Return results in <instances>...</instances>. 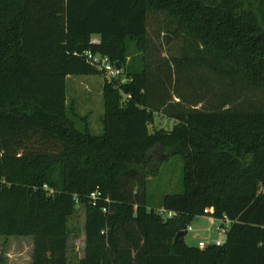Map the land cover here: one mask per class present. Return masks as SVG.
Listing matches in <instances>:
<instances>
[{"label":"trees","instance_id":"trees-1","mask_svg":"<svg viewBox=\"0 0 264 264\" xmlns=\"http://www.w3.org/2000/svg\"><path fill=\"white\" fill-rule=\"evenodd\" d=\"M152 14L185 41L153 72ZM71 75L104 76L101 135L66 105ZM261 89L264 0H0V236L32 238V264H68L67 224L82 205L79 264H264ZM159 114L170 130H150ZM170 155L183 191L163 197V218L146 174ZM205 216L229 222L222 245L174 241Z\"/></svg>","mask_w":264,"mask_h":264},{"label":"rangeland","instance_id":"rangeland-1","mask_svg":"<svg viewBox=\"0 0 264 264\" xmlns=\"http://www.w3.org/2000/svg\"><path fill=\"white\" fill-rule=\"evenodd\" d=\"M175 25L168 23L163 15L152 14L148 20V37L150 49L145 60L153 72L157 64L165 65V60L180 57L185 47L184 37L169 35L165 31H173ZM162 30V32H160ZM97 41V39H94ZM170 63V62H169ZM162 72V71H161ZM103 75H71L67 76L66 105L73 106L79 117H86L89 129L94 135H101L103 128ZM255 93L256 99H264V89ZM76 125L82 128V122L75 119ZM174 122L158 115L155 117L150 130H170ZM151 168V170H150ZM183 164L179 157L170 155L166 159H158L154 167L149 166L146 174V197L151 208L160 210L162 199L166 195L179 194L182 185ZM150 172V173H149ZM229 227L228 221L209 219L207 216L194 219L187 230L185 241L191 246H197L198 241H224L225 233L220 230ZM67 256L68 264H79L85 253V207L77 206L68 224ZM220 228V229H219ZM33 242L26 237L0 236V264H32Z\"/></svg>","mask_w":264,"mask_h":264},{"label":"built area","instance_id":"built-area-1","mask_svg":"<svg viewBox=\"0 0 264 264\" xmlns=\"http://www.w3.org/2000/svg\"><path fill=\"white\" fill-rule=\"evenodd\" d=\"M93 43H97V41L93 40ZM86 61L91 65L94 66L96 68H98L99 70L103 71L105 73V76L108 79H112V78H116L119 77L120 75V71H118L117 69H115L114 67H112L110 65V63L108 62L107 58H104L98 54H93L90 51L85 52L84 54ZM100 193L98 191L93 192L90 195V200L92 202V204H95V201L97 200V198H99ZM205 213H212V210H206ZM158 214L160 216H162L163 218H171V213L165 212L164 210L160 209L158 210ZM209 219H213L212 217L207 216ZM222 227V226H221ZM220 229V228H219ZM187 230H190V226L187 228ZM222 233H226V229L223 228L220 230ZM224 243V241L218 239L214 242H207V241H198L197 243V247L199 249H204L206 248L208 245H215V246H220Z\"/></svg>","mask_w":264,"mask_h":264},{"label":"water","instance_id":"water-1","mask_svg":"<svg viewBox=\"0 0 264 264\" xmlns=\"http://www.w3.org/2000/svg\"><path fill=\"white\" fill-rule=\"evenodd\" d=\"M186 234H187V231L179 232V233L176 235V237L174 238V241H177L178 239H180V238L186 236Z\"/></svg>","mask_w":264,"mask_h":264}]
</instances>
